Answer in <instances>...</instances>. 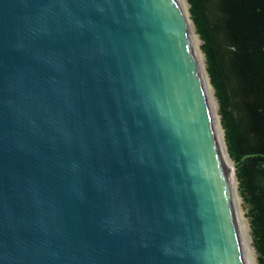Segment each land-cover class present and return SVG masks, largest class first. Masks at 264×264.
Wrapping results in <instances>:
<instances>
[{
    "label": "water",
    "instance_id": "obj_1",
    "mask_svg": "<svg viewBox=\"0 0 264 264\" xmlns=\"http://www.w3.org/2000/svg\"><path fill=\"white\" fill-rule=\"evenodd\" d=\"M177 0H0V264H249Z\"/></svg>",
    "mask_w": 264,
    "mask_h": 264
},
{
    "label": "trees",
    "instance_id": "obj_2",
    "mask_svg": "<svg viewBox=\"0 0 264 264\" xmlns=\"http://www.w3.org/2000/svg\"><path fill=\"white\" fill-rule=\"evenodd\" d=\"M227 153L264 264V0H186Z\"/></svg>",
    "mask_w": 264,
    "mask_h": 264
},
{
    "label": "bare ground",
    "instance_id": "obj_3",
    "mask_svg": "<svg viewBox=\"0 0 264 264\" xmlns=\"http://www.w3.org/2000/svg\"><path fill=\"white\" fill-rule=\"evenodd\" d=\"M177 1L179 3L181 12H182V14H183V16H184V18L186 20V23H187V26H188V28L190 30V33H191V35L193 37L196 56H197L198 62H199L200 66L202 68V71H203V78H204L206 89H207V93H208V96H209V99H210V102H211L212 114H213V117H214V119L216 121V124L218 126L219 132H220L221 149H222L223 155H224V157L226 159L227 171H228L229 178H230L231 185H232V189H233V194H234V208H233V211H234V214H235V218L237 219L238 223L240 224L241 232H242L244 243H245V249H246L248 262H249V264H253V258H252V255H251L250 241H249L248 235L246 233V230L244 228V225H243V222H242L243 219H242L241 214H240L241 210L239 208V203H238V198H237L236 179H235V176H234L235 172L233 170V166L231 164V161L229 159V155L227 153V149H226V145H225V142H224V137H223V133H222L221 125H220V119H219V115H218V111H217V106H216V103H215V100H214L213 92L211 90L212 88L210 86L209 78H208L206 67H205V64H204L203 55H202V53L200 51V48H199V45L197 43V39H196L197 37L195 36V30H194V27L192 25V21L190 19L188 11H187L186 2H185V0H177Z\"/></svg>",
    "mask_w": 264,
    "mask_h": 264
},
{
    "label": "rangeland",
    "instance_id": "obj_4",
    "mask_svg": "<svg viewBox=\"0 0 264 264\" xmlns=\"http://www.w3.org/2000/svg\"><path fill=\"white\" fill-rule=\"evenodd\" d=\"M185 2H186V7H187V11H188V3H187V1L185 0ZM188 14H189V11H188ZM189 16H190V14H189ZM191 19V18H190ZM192 25H193V23H192ZM193 27H194V25H193ZM194 30H195V28H194ZM195 36L197 37L196 39H197V43H198V45H199V48H200V51H201V53H202V55H203V59H204V64H205V57H204V54H203V52H202V50H201V41L199 40V37H198V35L196 34V32H195ZM205 67H206V65H205ZM208 75V74H207ZM209 78V77H208ZM210 82V81H209ZM210 86H211V84H210ZM211 90H212V92H213V96H214V90H213V87L211 86ZM214 100H215V103H216V106H217V111H218V104H217V100H216V98H215V96H214ZM222 129V128H221ZM222 133H223V129H222ZM229 159H230V157H229ZM230 161H231V164H232V166H233V162H232V160L230 159ZM233 170H234V166H233ZM234 176H235V173H234ZM235 179H236V177H235ZM236 191H237V198H238V203H239V208H240V210H241V217H242V219L244 220H242V222H243V225H244V228H245V230H246V233H247V235H248V238H249V241H250V245H251V255H252V258H253V264H258L257 263V260H256V251H255V249L253 248V246H252V241H251V232H250V227H249V224H248V219H247V217H246V208H245V205L243 204V202H242V199H241V197H240V194H239V191H238V188H237V180H236Z\"/></svg>",
    "mask_w": 264,
    "mask_h": 264
}]
</instances>
